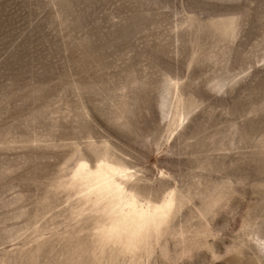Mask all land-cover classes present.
<instances>
[{"label": "rangeland", "instance_id": "374dc122", "mask_svg": "<svg viewBox=\"0 0 264 264\" xmlns=\"http://www.w3.org/2000/svg\"><path fill=\"white\" fill-rule=\"evenodd\" d=\"M0 264H264V0H0Z\"/></svg>", "mask_w": 264, "mask_h": 264}]
</instances>
